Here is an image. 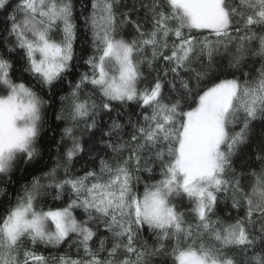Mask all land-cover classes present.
Segmentation results:
<instances>
[{"label": "snow or ice", "instance_id": "snow-or-ice-1", "mask_svg": "<svg viewBox=\"0 0 264 264\" xmlns=\"http://www.w3.org/2000/svg\"><path fill=\"white\" fill-rule=\"evenodd\" d=\"M0 264H264V0H0Z\"/></svg>", "mask_w": 264, "mask_h": 264}, {"label": "trees", "instance_id": "trees-1", "mask_svg": "<svg viewBox=\"0 0 264 264\" xmlns=\"http://www.w3.org/2000/svg\"><path fill=\"white\" fill-rule=\"evenodd\" d=\"M81 70H84V69H81ZM50 135H51L50 133H47V132H46V133L43 135V137H42V139H43V147H44L45 149H48V147H49V145H48V138H49ZM52 151H53V153H54V147H53ZM44 161H45L46 163H48L49 165H51V163H52V161L49 160V155H48L47 151L45 152V155H44ZM77 167H79V165H77ZM50 202H51V201H50Z\"/></svg>", "mask_w": 264, "mask_h": 264}]
</instances>
